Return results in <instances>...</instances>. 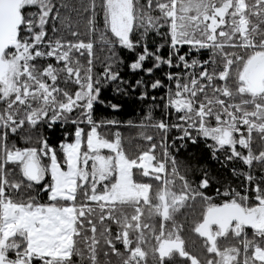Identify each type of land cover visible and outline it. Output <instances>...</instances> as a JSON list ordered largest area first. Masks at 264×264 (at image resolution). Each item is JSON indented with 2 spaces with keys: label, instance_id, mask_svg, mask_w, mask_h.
<instances>
[{
  "label": "snow or ice",
  "instance_id": "6c2138e0",
  "mask_svg": "<svg viewBox=\"0 0 264 264\" xmlns=\"http://www.w3.org/2000/svg\"><path fill=\"white\" fill-rule=\"evenodd\" d=\"M0 264H264V0H0Z\"/></svg>",
  "mask_w": 264,
  "mask_h": 264
},
{
  "label": "trees",
  "instance_id": "16d2710c",
  "mask_svg": "<svg viewBox=\"0 0 264 264\" xmlns=\"http://www.w3.org/2000/svg\"><path fill=\"white\" fill-rule=\"evenodd\" d=\"M79 0H69V3H78ZM75 14H73V22H75ZM81 30H83L81 28ZM98 55H104L103 53L97 52ZM103 112V109L100 110ZM117 117L122 121H128L131 120L134 123L138 122L140 119V116L142 115L140 108L136 104H128L124 111L122 113L116 114ZM122 132V135L125 140V147L126 150L129 152L134 153L136 151V146L138 144L143 145V141L137 139L138 137V129L137 128H129V127H121L119 129ZM48 135H52L55 138H59L61 136V130L57 129L54 133H48ZM190 152L196 151L194 149H189ZM211 167L214 171H218L219 174H221L223 177H226L231 180L233 186H235L238 183L237 178H233L231 175V172L229 170V167H222L221 163L218 161H211ZM199 210L200 205L196 204L193 205L191 208H188L186 210H181V214L178 215L177 219L178 221H181L184 223V231L182 233L184 239L187 242V248L195 253L201 252L202 247V241L195 235V233L192 231L194 227V222L198 220L199 218ZM185 216H187V220H185ZM115 258H113L114 260Z\"/></svg>",
  "mask_w": 264,
  "mask_h": 264
},
{
  "label": "flooded vegetation",
  "instance_id": "af4514ba",
  "mask_svg": "<svg viewBox=\"0 0 264 264\" xmlns=\"http://www.w3.org/2000/svg\"><path fill=\"white\" fill-rule=\"evenodd\" d=\"M259 144V141L257 140V145ZM257 145H254V149H255V147L257 146ZM221 159H223V157H221ZM218 162H220V161H218ZM192 231H193V229H192ZM194 232V231H193ZM195 233V232H194ZM195 235L201 240V241H203V238L202 237H199V235L197 234V233H195ZM114 258V257H113Z\"/></svg>",
  "mask_w": 264,
  "mask_h": 264
}]
</instances>
